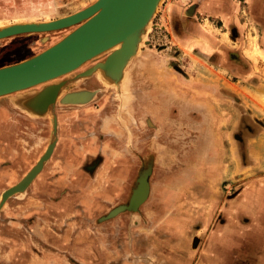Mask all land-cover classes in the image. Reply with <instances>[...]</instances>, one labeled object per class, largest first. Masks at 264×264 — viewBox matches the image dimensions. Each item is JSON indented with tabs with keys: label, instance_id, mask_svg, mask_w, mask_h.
Here are the masks:
<instances>
[{
	"label": "rangeland",
	"instance_id": "374dc122",
	"mask_svg": "<svg viewBox=\"0 0 264 264\" xmlns=\"http://www.w3.org/2000/svg\"><path fill=\"white\" fill-rule=\"evenodd\" d=\"M93 1L0 0V26L19 21L55 19ZM195 1L200 3L194 14L185 10L191 0L162 2L137 54L125 67V76L114 83L103 84L96 73L76 77L87 67L103 60L106 56L104 53L73 73L50 81L58 83L76 77L64 84L62 94L65 89L75 91L91 85L88 91L95 92V95L83 106L61 102L60 93L51 110L35 114L29 107L12 105L8 95L0 96V102L6 100L2 103L7 104L9 112L13 109L23 116L24 124L30 126L32 122L37 123V144L34 148L26 150L16 145L11 147V143H16L15 134L20 128L17 130L18 125L11 124V119L3 109L4 114L0 115V137L5 142L0 143V186L22 178L41 157L47 145L56 141L51 157L44 162L48 167L39 172L32 186L4 200L2 193L5 190L0 187V235L13 212L17 215L61 212L64 217H68L69 222H54L53 225L64 226L67 235H70L65 243V248H69L66 255L70 264H113V247L119 251L114 258L119 262L125 261L128 236H132L134 245L149 244L148 237H156L162 241L161 244L165 242L168 245L169 240L180 239L175 238V231L181 228L189 231L193 226H204L205 223L201 221L204 217L208 218L207 211L211 207L214 210L212 223L216 219L221 221L219 217L222 214H218V211L223 209L224 202L236 196L245 181L255 176L250 167L259 166L264 161L258 156V153H264V142L259 141L264 139V127H257L259 136H251L241 142L237 137L241 133L239 128L222 123L227 121V117L237 116L238 111L234 108L236 103L243 110L246 109L252 119L264 121V78H258V82L254 83L251 79H241L233 69L221 68L212 61V55H221L224 50L221 45L210 46L204 56L200 48L182 44L175 38L172 29L175 14H169L165 4L173 6L174 12L182 11L186 27L197 22L198 29L205 32V36L209 33L213 37H222L220 21L215 14L226 12L229 7L227 1L230 0ZM74 27L1 38L0 66L40 52ZM196 36L199 38V32ZM226 48L230 53H237L241 47ZM261 52L254 45L246 46L242 53L250 58L261 55L264 67V50ZM174 63L181 68V72L175 69ZM158 80L160 90L167 95L166 103L162 106L156 105L160 99L156 91ZM178 85L184 88L182 92L180 88L177 89ZM42 86L36 85L20 93L39 90ZM238 88L244 89L245 94L239 92ZM221 89L230 94L224 93L225 98L230 97L229 103L221 99ZM159 101H163L162 98ZM145 104L150 108H145ZM145 109L149 111L148 115ZM65 112V116H60ZM54 116L57 121L56 132L53 130ZM105 121L110 122L112 127L109 124L104 126ZM212 127L215 128L214 132ZM63 133L66 135L64 140ZM205 135H210V138L199 154L191 146H200L205 141ZM160 144L166 148H161ZM26 151L33 153V157L28 159ZM242 151L246 152V157L239 159L250 165L249 168L240 170L239 174L218 171L217 167L221 165L228 164L230 168L236 166L238 154H242ZM148 167L151 170L148 174L151 190L146 200L136 210L105 217L113 208L128 201L137 177ZM204 167L208 168L203 170ZM14 169H20L21 174L13 173ZM88 192L90 194L86 195ZM206 193L213 194L214 199L206 201ZM159 199L165 204L159 205ZM59 201L60 204H57ZM37 202L39 205H30ZM195 209L200 219L189 222ZM180 213L186 219L183 223L168 221ZM21 219V225L28 224L25 218ZM26 229L29 227H23L27 234ZM158 234L161 235L160 239ZM38 242L45 244L40 238ZM143 250L146 253L130 254V261L143 260L142 256L146 261L154 260L148 248ZM167 250L171 249L167 246Z\"/></svg>",
	"mask_w": 264,
	"mask_h": 264
},
{
	"label": "crops",
	"instance_id": "0c3cea01",
	"mask_svg": "<svg viewBox=\"0 0 264 264\" xmlns=\"http://www.w3.org/2000/svg\"><path fill=\"white\" fill-rule=\"evenodd\" d=\"M244 1L246 2L245 8L247 10L245 12H247V19L249 22L252 21L253 24H248L244 19H242L241 2H232L231 7L226 12L222 14H215V16H217L216 18L221 20L222 22L221 24H219L223 34L222 37H220L221 40H219V37H213L209 33H206V36L204 38H194L192 34L189 35V38L195 39L196 46L207 45L210 47L221 45L224 50L221 52V55H212V61L217 62L221 66V68L233 69L236 75L240 76V78L242 77L241 79H251V81L257 83L258 78H264V67L262 64L263 59L261 55L250 58L242 52H244V48H246V46L254 45L258 47L260 53H262L261 51L264 50V14H262V12L260 13L257 9L261 6L264 7V0ZM165 8L168 11H172L174 9H170L172 7L168 6L167 4H165ZM174 14H177V12H174ZM196 23L197 22H193L192 27L198 29ZM172 24V28H178V24H176L175 22H173ZM186 39H182V41L186 42ZM228 46H239L241 48L238 49L237 53H230L226 48ZM74 71L70 73H73ZM52 83L56 82H50L46 85H51ZM245 85L246 84H244L243 86L245 87ZM238 90L242 94H245L244 89L238 88ZM221 91H223L221 99L224 100V103H229L230 97L228 98V96H226L225 98L224 93L227 95L230 94L228 93V91L226 92L222 89ZM23 93L25 92L20 93V91H15L14 93L8 94V96L10 98L12 97L13 99L14 97H18V95H22ZM45 93L47 94V92ZM91 93H93V91H91ZM29 94H31L29 95V97L31 98L36 95L35 93ZM52 99L48 100L52 101ZM243 100L246 102L245 98H243ZM86 101L87 100L85 99L83 102L85 103ZM31 104L36 112V110L41 108L43 104L47 105L49 104V102L47 101V103L45 102L43 104H39L38 102L34 104V102H32ZM37 104L42 106H39ZM234 106L239 114L237 113L236 117H233L234 115L231 117H227V121L222 124L234 127L245 124L246 115L244 110L239 107L237 103ZM229 107L230 106H228V108ZM250 118L251 117L249 116V119ZM253 124H255V126H262L264 125V122L263 120H261L257 123L253 122ZM214 129L215 128L212 127L213 132ZM255 136L259 135L255 133L253 134V137ZM209 138L210 135H206V139L205 141H203L206 142V145ZM259 141L264 142V139H261ZM198 147L194 151H197L200 154L201 152H203L206 146H203L204 148ZM258 156L261 159H264V153H258ZM240 157L243 156L239 152L237 157L239 162H237L236 166L230 168L228 167V164L227 166L221 165L217 167L219 168L218 171L228 172L231 174H239L241 172L240 170L249 168L250 165L244 164L242 161H240ZM263 163L264 161H261L259 166L255 165L253 167H250V170L254 173L255 176L245 181L244 185L240 188L236 196L228 198L224 202L223 209H219L218 211V214H222V216L219 217L222 218L219 219L221 221H218L216 219L215 222L212 223L211 220L214 214V210L213 207H211V209L207 211L208 218L204 217L201 221V223H205L204 226H201L200 228L193 226V228H191V230L189 231L181 228L179 230L180 233L179 231H175V238L178 237L180 239L176 241L169 240L168 245H165V242L164 244H161L162 241H158L156 237L154 239H152V237H148L150 239L149 244L144 243L142 247L141 244L134 245V239L132 238V236H128L129 241L127 242L128 244L125 250V261L119 262L116 258H114L115 256H117L119 251L118 248L113 247V264H264ZM206 168L208 167H204L203 170H206ZM217 168L215 167L214 169L216 170ZM205 196H207L206 198L208 199H206V201L214 199V196L211 193H206ZM175 202V204H177V201ZM158 203L159 205L165 204L161 202V200ZM12 216L13 217L8 220V225H6L5 223V229L0 235V264L66 263L64 257L66 253H69V248H65V243H67L66 239H68L70 235H67V231L64 229V226L55 227L53 223H67L69 222L68 218L52 219L51 216L49 217V215L47 214H37L33 215L31 217V220H26L28 224L24 226L21 225V222L23 221L21 219V216L27 215L13 214ZM182 216V213L177 214V216H172L171 218H169L168 221H180L183 223L186 219H183ZM198 219H200V217L198 216V210L195 209V212L191 214V220L189 219V222H197ZM23 227H29V229H26L27 234L24 232L25 236L18 234V228ZM59 227H61V230H58ZM7 228L9 229L7 230ZM21 231L22 230H20V232ZM39 237L45 239V244H40L41 242H38ZM157 237L160 239L161 235L158 234ZM164 237L166 236L164 235ZM167 246L171 250H167ZM143 248L149 249V252L154 257V260L152 259V261H146L142 256L143 260L137 262H135L134 260L130 261V254H139L140 252L146 253Z\"/></svg>",
	"mask_w": 264,
	"mask_h": 264
},
{
	"label": "water",
	"instance_id": "95a60500",
	"mask_svg": "<svg viewBox=\"0 0 264 264\" xmlns=\"http://www.w3.org/2000/svg\"><path fill=\"white\" fill-rule=\"evenodd\" d=\"M163 1L164 0H94L89 5L77 11L50 21H19L1 25L0 39L22 33L47 32L65 29L71 26L75 27L40 52L20 61L0 66V96L15 91H24L27 90V88L43 84V82L51 78H57L62 74L82 66L87 60H91L95 58V56L102 54L101 52L113 45L124 42L130 38L133 41L131 44L134 46L132 47V45L129 44L131 48H129L128 51L131 50L129 54L135 51V55L141 45L140 41H144L146 32ZM147 21H149V23L144 27ZM139 35L141 36L139 37ZM136 39L137 41L139 39L140 44L136 43L137 46L135 47L134 41H136ZM105 58L103 60H105ZM108 58L110 57H107L106 62H108ZM130 61L131 59H127L124 66L123 61H121V65L113 69L116 74V77L113 78L114 82L125 76V67ZM89 68L90 67H87L86 69ZM92 73L93 71L87 75L78 73L76 77H85L92 75ZM76 77L62 80L57 83L59 87H57V92L51 104H49V110L53 108V104L58 99L64 84L76 79ZM49 87L48 85L42 86L39 90L27 91V93L25 92L13 99L11 97L9 100L11 104L16 107H29L34 112L35 110L31 104V97H29L31 94L29 93H35L37 97L44 96ZM67 87L68 85H66L65 88ZM80 95L83 97L85 96L88 101L95 95V92L90 93L86 89L75 91H67L65 89V92L61 95L59 100L61 102L79 103ZM46 109L48 108L44 107L43 109H37L36 112L46 111ZM56 127L57 121L54 116V132H56ZM54 143L55 142H51L49 144L43 155H41L36 164L24 175L20 182L2 193L3 200L15 192H21L26 189L28 184L42 168L44 162L51 155ZM150 171V167H148L142 170L140 175L143 173L149 174ZM140 175L137 177L136 184L132 188L131 193L134 192V188L137 187ZM147 183L149 184L148 175ZM148 194L136 207H134V205L128 206L130 203L129 196L126 203L119 204L105 217H111L123 211L138 209L141 203L146 200Z\"/></svg>",
	"mask_w": 264,
	"mask_h": 264
},
{
	"label": "flooded vegetation",
	"instance_id": "af4514ba",
	"mask_svg": "<svg viewBox=\"0 0 264 264\" xmlns=\"http://www.w3.org/2000/svg\"><path fill=\"white\" fill-rule=\"evenodd\" d=\"M232 2H241V12H242V19H244L245 20V22H247L248 24H253L252 23V21H248V19H247V12H245L247 9L245 8V6H246V2L244 1V0H230V1H227V3H228V5H229V7H228V9L231 7V3ZM198 3V4H197ZM199 3L200 2H196L195 0H191V4L190 5H188L187 7H186V11H187V13H197V9H198V7H199ZM201 5V4H200ZM172 8H170V9H173L174 7L173 6H171ZM177 8V7H176ZM169 9V10H170ZM258 9V11L261 13L262 12V14H264V7L263 6H261V7H258L257 8ZM178 10H180V9H178ZM169 12V14H174V9L172 10V11H168ZM175 12H177V14H175V18H174V22L176 23V24H178V28L176 27V29L175 28H172L173 29V34H174V36H175V38L176 39H178V41H180L182 44L183 43H185L186 45H190V47L191 46H194V48L195 49H198V48H200V51H201V53H203L204 54V56H206L207 55V51L206 50H208L209 49V46H207V45H198V46H196V44H195V39L194 38H198L197 36H196V34H197V32H199V38L200 37H205V32H203L201 29H195V28H193L192 27V23H191V25L190 26H188V27H186L185 25H184V23H183V19H182V15H181V13H182V11L179 13L178 11H175ZM215 13V12H214ZM216 14H218V13H216ZM218 21H220V24L222 23L221 22V20H219V19H217ZM172 27H173V25H172ZM187 34V35H186ZM190 34H192V36H194V38L193 39H190L189 38V35ZM187 38V39H186ZM190 40H189V39ZM182 39H186V42H183L182 41ZM174 67H175V69H177L178 71H182L181 70V68L179 67V66H177V65H175V63H174ZM159 79V78H158ZM94 83V82H93ZM193 83V82H192ZM92 85H94V84H92ZM157 85V87H156V91H158V94H160V99L162 98V100L163 101H159L158 100V103L156 104V105H158V104H161V106L163 105V103H164V105H165V101H166V99H167V95L165 94V92L161 89L160 90V85H159V80H158V83L156 84ZM86 87V86H85ZM84 87V88H85ZM177 87V86H176ZM91 88V85L89 86V87H87L86 88V90H88V89H90ZM152 88H153V86H152ZM178 88H180V91L182 92L183 91V87L182 86H180V85H178V87H177V89ZM95 89H97V86H95ZM153 90V89H152ZM154 91V90H153ZM159 92H162V93H159ZM167 92H171V91H167ZM164 93V94H163ZM163 94V95H162ZM154 98H156V97H154ZM5 100V99H4ZM6 101V100H5ZM5 101H1L0 102V115H1V113H3L4 114V112H3V109H5V113H7V117L9 118V119H11V124H13V126H17L18 125V127H17V130L19 129V131L18 132H16V134H15V138H16V143H13V145H12V143H11V147H15V145L17 146V147H20L21 149H26V150H28L30 147H33V146H35V144H37V123L36 122H32L31 123V125L30 126H28V125H26V124H24L23 122H22V117L23 116H21V114H19V113H17V112H15V111H13V109H11L10 107V109L13 111H8V109H7V104L6 103H2V102H5ZM149 101H151V100H149ZM241 102V101H240ZM153 103V102H152ZM242 103V102H241ZM154 104V103H153ZM146 105V104H145ZM49 108H50V106H49ZM144 108V107H143ZM145 108H147V109H149L150 108V106L147 104L146 106H145ZM165 109V108H164ZM163 109V110H164ZM49 110V109H48ZM48 110H46L47 112H48ZM146 110V109H145ZM179 110H180V108H179ZM147 111V112H146ZM145 112L147 113V115L149 114V111L148 110H146ZM165 111V110H164ZM163 111V112H164ZM35 112V111H34ZM155 112V111H154ZM159 112L161 113V111L159 110ZM244 112H245V115H246V122H245V124L244 125H241V126H238L237 128H239V132H241V133H239V135H237V137H238V139H240V141L241 142H243V141H245V139L246 138H251V136H253V134H255L256 132H257V127H261V129L264 127V125H262V126H260V125H256L255 126V124H253V122H255V123H257V122H259V121H261V120H258L257 121V119L256 118H254V119H252V118H250L249 119V115L247 114V110L246 109H244ZM37 112H35V114H36ZM67 112H65V113H63V114H60V116L61 115H64V114H66ZM157 114V113H156ZM164 116H165V114L164 113H162ZM69 115H71L70 113H69ZM65 116V115H64ZM63 116V117H64ZM7 118V119H8ZM158 118H161V117H158ZM157 119V118H156ZM162 119V118H161ZM160 119V120H161ZM158 120V119H157ZM25 121V120H24ZM264 122V121H263ZM104 124V126H107L108 124V126L109 127H112V124L110 123V122H108V121H105V123H103ZM250 127H254V129L252 130V129H250ZM26 128V129H25ZM14 130H16V127H14ZM203 130L204 129H202V132H203ZM15 133V132H14ZM13 134V133H12ZM111 134H112V132H111ZM159 134V133H158ZM63 135H65L64 133H63ZM68 135V134H67ZM10 137H11V135H9ZM28 136V137H27ZM114 136V135H113ZM116 136H117V132H116ZM66 137V135L65 136H63L62 137V140H64V138ZM1 138V137H0ZM4 138H1L0 139V143L3 141V143L5 142L4 140H3ZM11 139V138H10ZM205 139H206V135H205ZM55 143H54V147H53V150H52V153H53V151H54V149H55V147H56V141H54ZM160 143V142H159ZM50 144V143H49ZM49 144L47 145V147L49 146ZM5 145V144H4ZM203 146H206V142H202L201 144H200V146L198 147V148H202ZM110 147V146H109ZM160 147L161 148H166V146L164 145V144H160ZM168 147V146H167ZM34 148V147H33ZM191 148H192V150H194V148H195V150H196V148H197V146L196 145H192L191 146ZM47 149V148H46ZM45 152V151H44ZM37 155V154H36ZM36 155H35V159L37 158L36 157ZM43 155V154H42ZM52 155V154H51ZM50 155V156H51ZM25 156H27V158L29 159V158H31V157H33V153H30L29 151H26V154H25ZM49 156V157H50ZM242 156H245L246 157V152L245 151H242ZM27 159V160H28ZM26 160V161H27ZM38 161V160H37ZM36 161V162H37ZM36 162H35V164H36ZM25 163H27V162H25ZM34 164V165H35ZM59 164V163H58ZM33 165V166H34ZM32 166V167H33ZM5 167V166H4ZM31 167V168H32ZM46 167H48V166H45V165H43L42 166V168L39 170V172H43V170H45L46 169ZM3 168V167H2ZM30 168V169H31ZM21 169V168H20ZM20 169H14V171H12L13 173H15V174H21V172H19L20 171ZM29 169V170H30ZM28 172V171H27ZM39 172L36 174V176L39 174ZM41 174V173H40ZM36 176L32 179V181L28 184V186L27 187H29V186H32V184H33V181H34V179L36 178ZM24 177V175L22 176V178ZM22 178L21 177H18V179H15V180H13L14 179V176L12 177V182H10L9 184H6V185H3V186H0L1 188H3L4 190H6V189H8V188H10V187H12V186H14V185H16L18 182H20L21 180H22ZM147 180H146V175H144V177L142 176L141 178H140V185L139 186H143L145 183H147L146 182ZM143 182V183H142ZM87 184V183H86ZM149 184H150V182H149ZM148 183H147V188H148V185H149ZM26 187V188H27ZM6 188V189H5ZM139 189L138 188H136L135 190H134V192H133V194H132V200H131V202L130 203H133L135 200H140V198L142 197V195L140 196V197H138L139 195H138V191ZM150 190H151V185H150ZM16 193V192H15ZM146 193H147V190H146ZM149 193H150V191H149ZM14 194V193H13ZM86 194V193H85ZM90 193L88 192V194H86V195H89ZM135 194V195H134ZM137 195V196H136ZM146 194H144L143 195V197L141 198V199H143L144 198V196H145ZM149 195V194H148ZM136 196V197H135ZM87 197V199L89 200V197L88 196H86ZM47 201V200H46ZM60 202L61 201H59V202H57V204L59 203L60 204ZM43 203H46V202H43ZM30 205H39V203L37 202V204L36 203H31ZM43 207H44V205H43ZM52 208V207H51ZM13 214H16V213H14L13 212ZM12 214V215H13ZM41 214V213H40ZM43 214H47V213H43ZM12 215H10L11 217H13ZM17 215V214H16ZM33 215H37V214H28L27 215V217L26 216H24V217H22L21 216V218H25L27 221L28 220H31L32 218V216ZM47 215H49V217L51 216V218L52 219H56V218H63V219H66V218H68V217H64L65 215L64 214H62L61 212H60V214H58V213H56V214H47ZM3 216H6V215H3ZM9 216V215H8ZM67 216V215H66ZM25 220V222H27ZM63 223H65V222H63ZM62 224V223H61ZM27 225V224H26ZM26 225H24V226H26ZM19 230V233L18 234H21V235H25V233H24V231H23V228H19L18 229ZM20 230H22L21 232H20ZM40 238V237H39ZM38 238V239H39ZM40 239H42V241L45 243V239L43 240V238H40ZM65 264H70L71 262H70V260H68L67 258V255H65ZM72 264H74V263H72Z\"/></svg>",
	"mask_w": 264,
	"mask_h": 264
},
{
	"label": "bare ground",
	"instance_id": "6f19581e",
	"mask_svg": "<svg viewBox=\"0 0 264 264\" xmlns=\"http://www.w3.org/2000/svg\"><path fill=\"white\" fill-rule=\"evenodd\" d=\"M50 20H52V19H48V20H45V21H50ZM149 23V21H147V23L144 25V27L147 25ZM2 24V23H1ZM140 34V33H139ZM141 35H139V37H140ZM135 42V47L137 46V44L136 43H139V39H138V41H137V39H136V41H134ZM143 42V41H142ZM141 41H140V43H142ZM131 43H133V41H132V39L130 38V39H128V40H126V41H124V42H121V43H117V44H115V45H113L112 47H110V48H108L107 50H105V51H103V52H101L102 54L104 53V54H106V58H105V60H101V61H99V62H97V63H95V64H93V65H91V66H89L90 68L89 69H85V70H83V71H81L80 72V74H83V75H87V74H89L91 71H93V73L92 74H94V73H96V77H98V79L100 80V82H102L103 84H105V83H113L114 82V80H113V78H115L116 76V74H115V72L113 71V69H116V68H118V65H121L120 64V62L121 61H123V66H124V64H126V60L128 59H131L132 60V58L137 54V52H136V54L134 55V52L135 51H133L131 54H129V52L131 51H128V49L129 48H131V47H129V44H131ZM139 43V44H140ZM132 45V47L134 46L133 44H131ZM134 55V56H133ZM98 56L99 55H97V56H95V58L97 57L98 58ZM107 57H110V58H108L109 60H108V62H106V59H107ZM94 59V58H93ZM124 59V60H123ZM90 60H87L85 63H87V62H89ZM84 63V64H85ZM130 63V62H129ZM82 66H83V64H82ZM78 68H80V67H78ZM78 68H75V69H73V70H71V71H69V72H67V73H65V74H68V73H70V72H72V71H74V70H76V69H78ZM65 74H62V75H65ZM61 75V76H62ZM60 77V76H59ZM52 79H54V78H51L50 80H46L45 82H43V84L42 85H46L47 83H50V81L52 80ZM57 86H56V85ZM50 86V87H49ZM48 87L49 88H47V94L45 93V95L44 96H38L37 97V95H35L34 97H32L31 98V102H34V104L36 103V102H38L39 104L40 103H47V101L49 102V104H51V102L52 101H49L48 99H52L54 96H55V94H56V92H57V87H59L58 86V84L57 83H52L51 85H48ZM28 89V88H27ZM14 93V92H13ZM91 93V92H90ZM10 94V93H9ZM34 94V93H33ZM61 94H62V91H61ZM4 95H8V94H4ZM3 96V95H2ZM52 97V98H51ZM85 99H87V98H85V96L83 97V96H79V103L77 104V105H82V104H84V100ZM89 99V98H88ZM39 104H37V105H39ZM49 104H47V105H45V104H43V106L42 105H39V106H42L41 108H39V109H43L44 107H46V108H48L49 106ZM83 106V105H82ZM38 107V106H37ZM78 109H80V107H78ZM86 111V110H85ZM51 157V156H50ZM144 175H146V180H147V173L145 174V173H143L142 175H140V177L141 176H143L144 177ZM139 177V178H140ZM23 179V178H22ZM147 182V181H146ZM143 183V182H142ZM140 185V180H139V182H138V185H137V187L136 188H138L139 190V192H138V197H140L141 195H142V197H143V195L144 194H146L145 196H144V198L143 199H145V197L147 196V194H148V192L150 191V184L148 185V188H147V183H145L143 186H139ZM136 188H134V190L136 189ZM146 190H147V193H146ZM132 194H133V192L131 193V195H130V199H129V201L131 202V200H132ZM135 195V194H134ZM137 196V195H136ZM135 196V197H136ZM141 197V198H142ZM140 198V200H135L133 203H129V205L128 206H132V205H134V207H136L137 206V204L140 202V201H142L143 199H141Z\"/></svg>",
	"mask_w": 264,
	"mask_h": 264
}]
</instances>
